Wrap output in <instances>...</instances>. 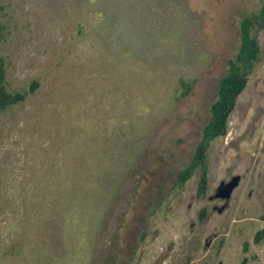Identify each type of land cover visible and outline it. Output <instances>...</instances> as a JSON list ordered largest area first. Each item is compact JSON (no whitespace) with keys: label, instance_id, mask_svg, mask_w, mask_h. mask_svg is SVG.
<instances>
[{"label":"rangeland","instance_id":"obj_1","mask_svg":"<svg viewBox=\"0 0 264 264\" xmlns=\"http://www.w3.org/2000/svg\"><path fill=\"white\" fill-rule=\"evenodd\" d=\"M260 1L0 0L5 88L37 84L0 109V220L19 231L0 264H107L99 230L114 205L129 206L124 231L144 232L148 263L161 251L162 264H264V240L252 242L264 226V159L250 170L242 152L264 140V26L229 135L206 151L207 192L240 176L231 205L189 233L197 210H208L194 196L199 169L175 182L235 50L238 20ZM249 171L258 181L246 180ZM183 233L189 248L174 242ZM8 246L0 241V253Z\"/></svg>","mask_w":264,"mask_h":264},{"label":"trees","instance_id":"obj_2","mask_svg":"<svg viewBox=\"0 0 264 264\" xmlns=\"http://www.w3.org/2000/svg\"><path fill=\"white\" fill-rule=\"evenodd\" d=\"M264 25V0L259 8L242 16L237 25V42L233 54L225 60V69L218 78L215 95L208 106V115L204 122L200 138L195 145L188 162L178 170L176 184H182L190 177L195 169H199L196 181V195L203 194L206 184V148L211 139L226 132L227 117L238 94L244 88L247 76L258 60L257 31ZM4 62L0 56V109L21 102L27 93L34 91L36 82L33 81L26 91L9 92L4 85ZM259 218L264 222V209ZM252 239L254 242L264 240V226L256 230Z\"/></svg>","mask_w":264,"mask_h":264},{"label":"flooded vegetation","instance_id":"obj_3","mask_svg":"<svg viewBox=\"0 0 264 264\" xmlns=\"http://www.w3.org/2000/svg\"><path fill=\"white\" fill-rule=\"evenodd\" d=\"M261 1H260V3H261ZM259 6H260V4H259ZM259 6H258V8H259ZM256 37H257V35H256ZM257 43H258V39H257ZM258 48H259V46H258ZM258 60H259V53H258ZM235 102H236V100H235ZM259 110H260V112L258 114L256 113L252 117V122L250 123L251 124L250 135L252 134V132L254 130V124L257 121V118L262 113V111H261L262 109L260 108ZM261 117L264 118V115H262ZM227 119H228V117H227ZM262 119H261V122L264 124V121ZM226 135H229V133L227 132V123H226V132L223 135L215 137V138H223V137H226ZM215 138H213V139H215ZM213 139H211V140H213ZM209 143H208V146H209ZM224 143L226 144V150L230 149V148H236V149L239 148L236 145V141H225ZM208 146H207V148H208ZM207 148H206V151H207ZM242 152H243V156L245 155V157H248L249 160H252L251 166L249 168H250V170H253L255 168V165H256L255 162L258 161L259 159L260 160L264 159V140L260 141V143H258V144H256L255 140L250 141L249 147L247 149H243ZM261 157H262V159H261ZM206 159H207V155H206ZM225 169H227V167ZM234 175L238 176V181H237V185H238V183L240 181L239 174L229 175L227 180H229ZM248 176H250V177L254 176L256 178V180L258 181L259 171H257L256 174H253V175H252L251 171H249L247 176H246V180L248 179ZM227 180L220 179L218 181V184L220 181L225 182ZM252 188H251V190H252ZM233 189L231 190L229 197H228V200L226 201L225 205L220 210H219V208L224 203L225 199L223 196H221V193L216 190V187H214V189L207 192L206 191V184H205L203 194L196 195V193H194V196L196 198H205L206 199V201L208 202V210H206L203 207H201L200 209L197 210V212L195 214V221L190 220L187 223V229H188L187 232L190 233L194 229V227L197 225V223L206 224L208 222L209 218L213 214H216V216L218 217L219 215L223 214L226 210H228L229 206L231 205V200H232L231 199V193H232ZM251 190H249L248 195H247L249 197L251 194ZM114 208H115V205L112 207V209L110 211L107 212V214L105 215L106 220L102 222V226L99 230V235H100L102 245H104L105 247L108 248V251L105 254L106 255L105 258H107V264H162L163 253H160L161 251L157 252L155 254V256L153 257V259L151 260L150 263L147 262V254L143 250L144 246H142L144 238H145L144 232L142 230L139 231L138 236L131 237V236L126 235L124 230H125L126 224L128 223L127 222L128 218H129L128 213L130 212L129 206H124V208L122 210H119V212L114 210ZM189 209H190V205L186 206V210L184 211L185 215L190 211ZM238 209H239V206H238ZM141 215H142V213H139L138 216L141 217ZM19 216L22 218V221H21L22 223L25 220H27V214H26V212L22 206H20L19 209H17V217H19ZM0 218H1V215H0ZM18 232L19 231H18V228L16 226L7 225L5 227V226H3V220H0V241L6 242L7 244L10 245L7 248V249H10V251H6L7 250L6 249L5 252L0 253V258H5L9 255H12V253L14 252V248L18 242V240H17L18 239L17 238ZM189 233H183L182 237H176L174 242H176V243L183 242L184 243L183 245H187V248H189V246L191 245V239L189 237ZM211 235L213 238H215L217 236V233L212 232ZM170 242H171V244L174 243L173 240ZM252 242L257 243V242H254L253 239H252Z\"/></svg>","mask_w":264,"mask_h":264},{"label":"water","instance_id":"obj_4","mask_svg":"<svg viewBox=\"0 0 264 264\" xmlns=\"http://www.w3.org/2000/svg\"><path fill=\"white\" fill-rule=\"evenodd\" d=\"M237 181H238V176L234 175L225 182L220 181L219 184L216 186V190L219 191L221 193V196H223L225 199L224 203L220 206L219 210L223 208V206L225 205L231 190L237 185ZM211 238L212 235H208L207 237L204 238L202 245L203 249H205L209 245Z\"/></svg>","mask_w":264,"mask_h":264}]
</instances>
